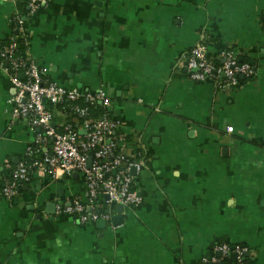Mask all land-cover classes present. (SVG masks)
<instances>
[{"label": "crops", "instance_id": "1", "mask_svg": "<svg viewBox=\"0 0 264 264\" xmlns=\"http://www.w3.org/2000/svg\"><path fill=\"white\" fill-rule=\"evenodd\" d=\"M13 39L43 78L104 91L99 117L143 162L141 202L112 205L103 227L78 222L55 211L87 196L82 174L62 170L31 174L6 200L11 171L49 146L11 118L14 88L0 70V264H200L222 243L264 264V0H43L34 10L0 0V47ZM201 42L208 59L230 49L253 75L222 90L192 80L185 60ZM49 109L54 128L83 135L84 118Z\"/></svg>", "mask_w": 264, "mask_h": 264}, {"label": "built area", "instance_id": "2", "mask_svg": "<svg viewBox=\"0 0 264 264\" xmlns=\"http://www.w3.org/2000/svg\"><path fill=\"white\" fill-rule=\"evenodd\" d=\"M42 1L28 0V7L34 10ZM17 46V40L13 39L0 47V70L7 73L14 88L9 101L10 115L12 119H25L31 127L40 128L33 143L37 147L48 145L49 151L33 162H20L3 183L1 195L12 201L31 174L41 171L56 175L62 170L65 174H82L87 196L84 202L75 198L68 204H55L56 213L74 215L78 222L86 223L109 218V208L114 204L137 206L141 196L134 180L143 167L141 158L122 149L119 142L124 137L117 133L115 120L105 115L91 117L92 105L106 103L104 91L82 92L43 78L42 70L33 59L18 55ZM217 60L208 59L206 45L201 42L189 50L185 68L192 80H211L219 90L237 85L239 76L250 78L254 73L252 65L239 61L230 49L222 51ZM19 73L23 74L22 78ZM59 104L70 114L84 118L83 135L70 124L60 130L52 126L49 105ZM232 129L228 125L225 131L231 133ZM89 153L91 163L87 166ZM249 254V248L242 244H217L212 255L200 264H220L227 258L234 264H247Z\"/></svg>", "mask_w": 264, "mask_h": 264}, {"label": "trees", "instance_id": "3", "mask_svg": "<svg viewBox=\"0 0 264 264\" xmlns=\"http://www.w3.org/2000/svg\"><path fill=\"white\" fill-rule=\"evenodd\" d=\"M17 51H18V49H17ZM21 51H22V49H21V46H20V51H18V55L19 56H23ZM238 79H239V77H238ZM101 105H103V104L97 102V103H95L94 105L91 106V117L99 118V116L102 113H105L106 110ZM246 259L248 261L249 257H246Z\"/></svg>", "mask_w": 264, "mask_h": 264}, {"label": "water", "instance_id": "4", "mask_svg": "<svg viewBox=\"0 0 264 264\" xmlns=\"http://www.w3.org/2000/svg\"><path fill=\"white\" fill-rule=\"evenodd\" d=\"M241 78H243V76H239ZM91 153H89V156H88V160H87V166H90V163H91ZM115 217L112 218V220L114 219ZM96 224L99 226V227H103L104 224H105V220L103 219H99L96 221Z\"/></svg>", "mask_w": 264, "mask_h": 264}]
</instances>
